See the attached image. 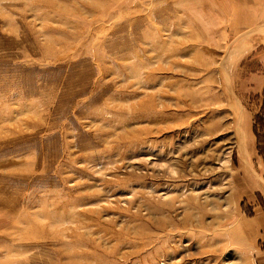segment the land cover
I'll return each mask as SVG.
<instances>
[{
  "label": "rangeland",
  "instance_id": "rangeland-1",
  "mask_svg": "<svg viewBox=\"0 0 264 264\" xmlns=\"http://www.w3.org/2000/svg\"><path fill=\"white\" fill-rule=\"evenodd\" d=\"M0 264H264V0H0Z\"/></svg>",
  "mask_w": 264,
  "mask_h": 264
},
{
  "label": "crops",
  "instance_id": "crops-1",
  "mask_svg": "<svg viewBox=\"0 0 264 264\" xmlns=\"http://www.w3.org/2000/svg\"><path fill=\"white\" fill-rule=\"evenodd\" d=\"M190 7H194V8H195V9L192 10V12H193L192 14H197V15H199V18H200V16L204 17L203 12H202L201 10H198V9H197V7H198V8H203V7H204L203 3L199 4V2H197V3L193 2L192 5H191ZM200 21H201L202 23H205V22H206V20L203 21V20H201V19H200Z\"/></svg>",
  "mask_w": 264,
  "mask_h": 264
}]
</instances>
